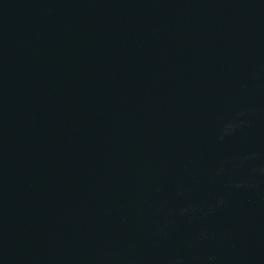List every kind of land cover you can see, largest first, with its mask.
<instances>
[{
  "label": "water",
  "instance_id": "95a60500",
  "mask_svg": "<svg viewBox=\"0 0 264 264\" xmlns=\"http://www.w3.org/2000/svg\"><path fill=\"white\" fill-rule=\"evenodd\" d=\"M0 264H264V0H0Z\"/></svg>",
  "mask_w": 264,
  "mask_h": 264
}]
</instances>
